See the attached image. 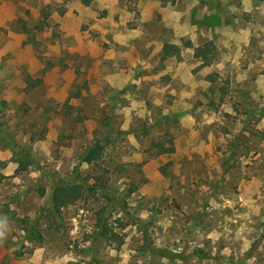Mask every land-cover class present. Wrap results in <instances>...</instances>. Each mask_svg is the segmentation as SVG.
Returning a JSON list of instances; mask_svg holds the SVG:
<instances>
[{
	"label": "rangeland",
	"instance_id": "374dc122",
	"mask_svg": "<svg viewBox=\"0 0 264 264\" xmlns=\"http://www.w3.org/2000/svg\"><path fill=\"white\" fill-rule=\"evenodd\" d=\"M1 123L0 264H264V0H0Z\"/></svg>",
	"mask_w": 264,
	"mask_h": 264
},
{
	"label": "trees",
	"instance_id": "16d2710c",
	"mask_svg": "<svg viewBox=\"0 0 264 264\" xmlns=\"http://www.w3.org/2000/svg\"><path fill=\"white\" fill-rule=\"evenodd\" d=\"M178 52H179V48L176 45L170 43H163L159 51V59L160 61H163L174 55L177 56ZM208 53H209V49L207 48H197L195 49L194 55L196 57H200ZM207 79L210 85H212L214 79L211 76H207ZM219 92H220L219 96L221 98L225 92V88L220 87ZM103 125L105 126L108 125L107 119L103 122ZM0 141H2V143H11V138L9 134H7L5 130L2 128V123L0 124ZM102 141L104 142L106 141V134H103L101 138L93 139V141L90 142V144H87L85 146L84 152L80 156L81 157L79 160L80 163H84L86 165H96L101 168V166L98 163L102 161L104 155V149H105V144H102ZM152 145H154V147L158 149L156 152L158 154H165L172 151L171 148H163L162 144L158 142L157 143L153 142ZM77 173L78 170L75 171V175H77ZM99 178L100 176L97 177V179ZM93 186L101 191L105 189V184L100 182L93 184ZM80 189H81L80 184L63 183L55 186L51 191V195H50V202L52 204V208L58 211L61 207L67 206L68 204L73 202L74 199L79 194ZM100 228H101L100 230L101 235L108 237V233H109L108 230L104 228L102 225L100 226ZM28 233L34 235L35 237H37L38 234L36 230H30V229L28 230Z\"/></svg>",
	"mask_w": 264,
	"mask_h": 264
}]
</instances>
